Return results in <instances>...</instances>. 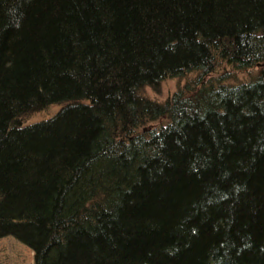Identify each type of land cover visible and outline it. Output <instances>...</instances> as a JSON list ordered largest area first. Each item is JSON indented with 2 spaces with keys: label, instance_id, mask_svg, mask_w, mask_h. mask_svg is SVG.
I'll return each instance as SVG.
<instances>
[{
  "label": "trees",
  "instance_id": "1",
  "mask_svg": "<svg viewBox=\"0 0 264 264\" xmlns=\"http://www.w3.org/2000/svg\"><path fill=\"white\" fill-rule=\"evenodd\" d=\"M8 235L34 264H264V0H0Z\"/></svg>",
  "mask_w": 264,
  "mask_h": 264
},
{
  "label": "rangeland",
  "instance_id": "2",
  "mask_svg": "<svg viewBox=\"0 0 264 264\" xmlns=\"http://www.w3.org/2000/svg\"><path fill=\"white\" fill-rule=\"evenodd\" d=\"M250 74V73H249ZM248 77L247 72L237 73L236 80L240 81ZM180 78H168L161 84L159 93L147 90L148 95L158 100H164L178 85ZM57 110V106H52L47 111H41L33 114L27 123H32L48 118ZM0 264H34L33 251L15 239L13 236H4L0 238Z\"/></svg>",
  "mask_w": 264,
  "mask_h": 264
}]
</instances>
